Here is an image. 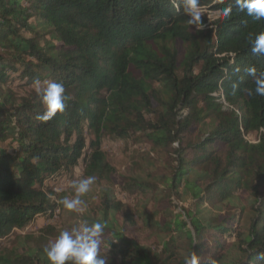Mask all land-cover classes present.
I'll return each instance as SVG.
<instances>
[{"label":"trees","instance_id":"trees-1","mask_svg":"<svg viewBox=\"0 0 264 264\" xmlns=\"http://www.w3.org/2000/svg\"><path fill=\"white\" fill-rule=\"evenodd\" d=\"M176 2L0 0V241L37 215L51 218L58 203L46 182L71 176L80 161L83 177L111 185L116 168L102 139H135L147 145L145 159L163 162L121 177L119 188L151 209L126 206L106 185L98 216L84 218L106 225L108 264H183L191 250L201 264H264V96L247 95L245 71H264V56L251 53L264 21L234 0H201L207 12L227 3L233 12L197 32ZM36 79L62 82L69 96L47 122L36 119L35 92H16L14 80L25 88ZM252 133L255 143L244 138ZM25 239L38 246L0 264H48L45 235Z\"/></svg>","mask_w":264,"mask_h":264},{"label":"clouds","instance_id":"clouds-1","mask_svg":"<svg viewBox=\"0 0 264 264\" xmlns=\"http://www.w3.org/2000/svg\"><path fill=\"white\" fill-rule=\"evenodd\" d=\"M217 2L225 4V0H217ZM234 2L237 11L246 13L253 21H264V0H234ZM174 6L177 11H182L185 17L184 24L190 30L194 29L197 32L206 30L207 20L201 0H178ZM232 12L233 4L227 3L224 7L216 9L212 13V17L217 21H225L229 19ZM251 53L264 56V32L256 34L251 41ZM235 71L238 72L239 69L237 68ZM245 71L254 84V88L246 89L247 95L249 97L264 96V71H258L255 66L248 67ZM32 87L42 108L41 114L36 119L47 122L58 113L64 112L69 96L66 94L62 82L36 79L33 81ZM95 182V176L70 180L68 183L72 195L60 199L59 204L69 212L83 213L86 202L82 197L90 191ZM105 227L103 222L89 223L85 220L77 226L62 230L44 248L48 264H108L106 253L101 254ZM183 264H201V260L191 250L184 255ZM207 264H216V261L209 259Z\"/></svg>","mask_w":264,"mask_h":264},{"label":"rangeland","instance_id":"rangeland-1","mask_svg":"<svg viewBox=\"0 0 264 264\" xmlns=\"http://www.w3.org/2000/svg\"><path fill=\"white\" fill-rule=\"evenodd\" d=\"M205 16L207 18V26L211 25L214 18L212 17L211 12H207L205 9ZM16 86V92L21 96H26L30 93L35 92L32 86L19 88L17 85L20 83L14 80ZM254 134H249L245 137L246 140L256 139ZM6 146V144H4ZM15 146L9 148V151H15ZM101 149L105 153L108 160L114 165L116 168V175L112 179L111 185H107L105 181H96L90 191L82 197V199L86 202V208L83 213L69 212L64 209L60 204L59 200L65 196H71L72 191L69 187L70 180H76L83 177V162H79L78 166L75 168L71 176L62 175L58 177L56 180L52 182H46V187L53 193L50 195V198L58 203V207L55 210V215L51 218L37 215L30 224H28L23 230L16 231V235L11 236L10 238L3 239L0 241V257H8L9 253L13 251H18L22 247L30 248V250L36 248L38 244L33 240H26L25 237L39 239L45 235L46 244L44 248L54 240V238L65 229H70L73 226L79 225L81 222L87 220L89 222V218H96L98 216V207L100 202L101 189L103 187L112 186L117 199L125 204L128 207L133 208L134 210L141 211V208L145 206L147 211L151 209V202H146L143 197H135L128 193H124L119 188V183L122 178H128L130 175H140L143 170L148 169L152 164L153 167L160 166V162H163L160 154H153L149 159H145V152L148 150L146 144L140 143L135 139H129L126 141L122 140H110L107 137L102 139ZM153 167H150L152 169ZM160 168V167H159ZM144 173V172H143ZM154 171V175H156ZM150 197V196H149ZM149 199V198H147ZM145 202V203H144ZM192 203V201L188 200L187 203L183 206L184 208H188V206ZM172 204L176 208V212L182 214V220L186 222V215L182 210L181 204L177 203L172 198ZM50 230L51 234H45V231ZM21 252V251H20Z\"/></svg>","mask_w":264,"mask_h":264},{"label":"built area","instance_id":"built-area-1","mask_svg":"<svg viewBox=\"0 0 264 264\" xmlns=\"http://www.w3.org/2000/svg\"><path fill=\"white\" fill-rule=\"evenodd\" d=\"M224 105H225L226 108L228 107V105H227L226 103H224ZM231 109H232L237 115H239V111H238V110L233 109V108H231ZM185 115H186V112L183 111V112H182V116H185ZM247 135H249V134H247ZM247 135H245L244 138H245ZM253 136H255V134H254ZM255 138H256V136H255ZM247 141H249V140H247ZM249 142H251V143H255V142H257V138H256V139H253L252 141L250 140ZM54 215H55V212H54L53 216H54Z\"/></svg>","mask_w":264,"mask_h":264}]
</instances>
